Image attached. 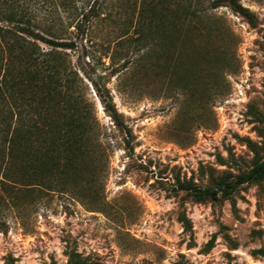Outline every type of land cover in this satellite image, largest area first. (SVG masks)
Returning <instances> with one entry per match:
<instances>
[{"label": "rangeland", "instance_id": "rangeland-1", "mask_svg": "<svg viewBox=\"0 0 264 264\" xmlns=\"http://www.w3.org/2000/svg\"><path fill=\"white\" fill-rule=\"evenodd\" d=\"M132 1L113 11L119 25L99 22L66 56L103 154L94 148L70 173L44 176L56 179L52 189L26 153L0 156V264H65L68 250L98 264H264V181L220 201L177 187L233 180L251 166L247 141L263 146L264 0H237L250 17L217 0H182L198 16L139 52L136 68L123 66L137 52L130 42L121 50L111 41L136 16Z\"/></svg>", "mask_w": 264, "mask_h": 264}, {"label": "trees", "instance_id": "trees-1", "mask_svg": "<svg viewBox=\"0 0 264 264\" xmlns=\"http://www.w3.org/2000/svg\"><path fill=\"white\" fill-rule=\"evenodd\" d=\"M133 1L136 16L124 19L115 39L111 40L121 50L130 42L137 51L130 60L125 58V67L129 63L136 68L145 54L139 52L161 45L172 28L200 13L191 3L182 0ZM116 2L0 0V156L15 160L18 154L26 153L29 161L25 166L35 172L40 184L50 189L57 187V176L70 173L81 156L92 155L96 152L94 148H98L91 145L99 144L98 135L93 132L89 111L85 108L79 76L66 56L67 51L77 47L79 34L92 33L101 21L118 24L119 18L113 17V11L125 8L130 0ZM222 4L245 17L251 15L237 0H217L214 7ZM115 53L109 55L111 63ZM95 87L99 93L96 83ZM99 95L104 99L103 94ZM103 101L114 124L128 132L112 102ZM255 114L263 124L260 133L264 138V112ZM247 143L254 152L247 171L233 180L222 179L214 186L178 181V189L196 202L220 201L230 197L241 183L264 181V160L260 154L264 139L262 147L250 140ZM44 176L56 179L48 182L43 180ZM179 220L185 229L191 228L184 213ZM65 254V264H98L76 250H68ZM4 264L15 262L9 256Z\"/></svg>", "mask_w": 264, "mask_h": 264}]
</instances>
